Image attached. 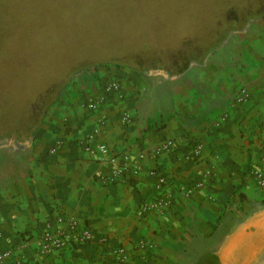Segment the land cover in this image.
I'll list each match as a JSON object with an SVG mask.
<instances>
[{"label": "crops", "instance_id": "1", "mask_svg": "<svg viewBox=\"0 0 264 264\" xmlns=\"http://www.w3.org/2000/svg\"><path fill=\"white\" fill-rule=\"evenodd\" d=\"M223 47L224 55L175 76L112 63L85 70L45 115L34 141H0L5 264H122L117 246L129 252L123 264H264V187L252 177L264 153V16ZM111 81L122 86L124 101L105 92ZM124 112L132 122L121 121ZM59 139L61 147L50 152ZM166 142L170 150L152 157ZM89 143L106 144L108 154L90 155ZM196 143L200 156L188 158ZM140 153L146 157L138 172L113 178ZM162 194L172 198L164 214L142 211L144 201ZM58 214L108 242L40 254V235Z\"/></svg>", "mask_w": 264, "mask_h": 264}, {"label": "rangeland", "instance_id": "2", "mask_svg": "<svg viewBox=\"0 0 264 264\" xmlns=\"http://www.w3.org/2000/svg\"><path fill=\"white\" fill-rule=\"evenodd\" d=\"M263 15L264 0H0V111L7 112L0 118L17 121L31 85L41 97L66 64L110 56L165 62L217 45L208 57L224 55L231 35Z\"/></svg>", "mask_w": 264, "mask_h": 264}, {"label": "built area", "instance_id": "3", "mask_svg": "<svg viewBox=\"0 0 264 264\" xmlns=\"http://www.w3.org/2000/svg\"><path fill=\"white\" fill-rule=\"evenodd\" d=\"M105 92H115L122 101L126 99V96L122 90V86L118 81H111L105 87ZM241 97L247 96V92L242 90L239 94ZM104 96H101L98 102L92 103L90 107L95 110L98 109V104L104 101ZM121 121L125 123L132 122L130 114L124 112L121 116ZM63 144V140L59 139L55 145L51 148L50 152L56 153ZM171 148V142H166L162 146L158 147L151 156L156 158L163 152H167ZM203 149L202 143H196L187 154L188 158L197 159ZM87 151L92 156H97L98 152L106 155L108 154V146L106 144H100L98 149L94 147L93 143L87 145ZM146 157L145 153H140L135 162H125L113 173V178L131 177L132 174L138 172L141 168V160ZM111 160L115 158L110 157ZM252 177L260 187H264V153L262 155L259 166L252 170ZM166 179L159 177V183L163 186ZM203 181H198L197 188L203 187ZM172 203V198L169 194H162L159 197L146 200L142 203L141 209L144 212H158L164 214ZM55 227L51 225L47 226L40 235L38 241V252L40 254H47L52 250H63L69 244L84 245L89 242L98 241L100 244H106L108 242L107 235H100L96 233L92 228L83 226L82 223L74 216H65L58 214L55 219ZM146 242H140L142 248L146 247ZM115 259L119 263H126L129 259V252L125 246H117L113 249ZM10 256L7 252H0V264H5L7 258Z\"/></svg>", "mask_w": 264, "mask_h": 264}, {"label": "trees", "instance_id": "4", "mask_svg": "<svg viewBox=\"0 0 264 264\" xmlns=\"http://www.w3.org/2000/svg\"><path fill=\"white\" fill-rule=\"evenodd\" d=\"M246 19V23L252 20L251 17H247ZM236 24L237 21L235 20V22L231 21L227 25L229 27H227V29H230V27L231 29L227 32H224V38L222 42H224L227 36L234 31V26ZM217 47L218 45L213 48L207 47L201 50L199 48H194L184 54L178 53L175 56L172 55L165 62H147L143 58L135 56L133 57L134 60H130L128 56L125 58H115L110 56L108 58H96L93 59L92 62L83 61L86 63L81 67L66 64L61 67L59 73L56 75V78L54 80L52 79L50 85L45 87L41 97L36 95V87L31 85L28 99H26V101H19L20 104H25V110H27V112L24 111L17 121L12 123L9 120V122H7L6 116L2 115L0 118V141L13 140L18 143H30L34 141L36 133L41 126L45 115L52 108V106L61 102V97L68 86L73 82L74 78L86 69L97 67V63L112 62L116 65H129L133 69L143 74L162 71L166 75L175 76L184 73L193 65L204 62L212 52L217 50ZM0 113L6 114L7 112L1 108ZM5 122H7L9 125H6ZM16 122H18V124Z\"/></svg>", "mask_w": 264, "mask_h": 264}]
</instances>
